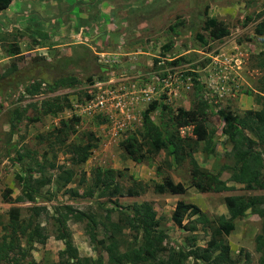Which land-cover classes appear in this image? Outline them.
<instances>
[{
    "label": "rangeland",
    "instance_id": "1",
    "mask_svg": "<svg viewBox=\"0 0 264 264\" xmlns=\"http://www.w3.org/2000/svg\"><path fill=\"white\" fill-rule=\"evenodd\" d=\"M85 1L13 0L10 8L0 14V79L10 75L14 70H18V72L14 71L15 76L13 79L16 80V83L20 81L17 78L30 73L33 76L38 74L39 80L51 81V79L59 77L62 74V71L57 68L59 60L72 56L74 48L78 46L89 44L84 45L89 49L91 45L93 46L91 43L95 41V36L102 33L106 34L107 29L103 24L98 27L97 32H94L97 30L95 26L99 22L96 15L98 16V10L101 11L103 5L104 9L111 13L117 12L118 14V11L123 9L124 11L121 10V12L127 18L125 19L126 22L129 23L130 27L135 25L133 28L136 29L135 33L133 32L135 40L130 44L131 46L129 45L130 48L126 50L127 52L113 44L109 45L108 48L105 47L104 51L127 54H133V51L138 52L134 54V57L128 58L127 66L123 72L136 69L139 74L135 77L138 78L136 81L140 86L137 88H153L155 90V101H158V104L163 101L164 104L169 105V109L176 110L182 107L190 110L197 99V90L192 87L190 79L175 82L173 88L169 91L156 88L160 74L172 67L164 64L166 61L161 57L163 53L162 46L164 47L169 43L174 45L178 54L185 56L186 61L179 62V69L177 70L189 75L201 73L202 63L206 62L205 60L209 55L212 56L215 53L217 55H214V57L220 55L221 59L227 60L228 65L233 60V66H229L223 75L217 76L216 73H213L215 79L211 81V84L214 88H217L218 83L230 85L231 80L242 77L245 79L243 88L256 89V86L264 78V70L257 63L260 61L258 58L259 53L264 50V40L256 34V25L261 20L257 19V21L255 18L257 14L264 12V0H173V4L165 8V11L152 17H149L147 13H140L142 9H139V7L147 0H88L89 2H86L85 6L83 5L84 7H80L81 5L76 3ZM73 5L76 6V10L78 7L79 16H82L80 12L83 14L90 12L94 16H88L87 20L80 19L78 24L73 26V22H77L76 14L70 16L75 10ZM90 5L94 10L86 9ZM135 6H137V9ZM202 15L204 17H215L225 22L231 32L230 36L223 41H212L208 38V42L213 46V49L209 51V46L202 47L198 43L195 38L197 31L192 30L190 27L195 25L194 22H198ZM251 17L253 19L248 21V18ZM262 19H264V16ZM88 22L90 23L89 33L87 31L80 32L83 27L87 26ZM114 25L118 26L120 23L116 22ZM110 31L112 33L117 32L115 30ZM204 34L207 38L208 35ZM127 40L128 43L131 42L128 36ZM122 44L124 46L125 43L122 41ZM110 46L113 48H109ZM12 51H14L13 54H11ZM90 52L92 51L90 50ZM87 53L90 55L89 51ZM78 57H80L77 59L79 62H82V59L86 57L82 49L78 51ZM73 59H76V55L73 56ZM87 64L86 61L82 63L83 67L81 68L84 69L70 66L67 72L74 73L79 79L83 80L88 75L85 72L87 71L85 68L88 67ZM239 67L242 70H239ZM95 69L92 70L90 75H100L99 68L95 67ZM142 75L147 77V84L143 80H139ZM202 75L204 77L205 73L202 72ZM136 81L132 83L130 80L128 85L131 83V85H137ZM32 83L33 81L29 79L22 85L19 83V87L15 89L7 86L3 94L0 93V216L4 217L5 221L8 220L7 213L11 208V204L5 203L3 200L5 190L7 187L13 189V199L16 200L21 195L22 189L19 183L17 184L15 181L16 175L21 171L22 166L19 163H12L18 156L16 151L22 150L25 153L27 150H37L42 155L45 152L43 148L46 146L45 144L38 145V137L52 132L60 126L61 121L71 119L76 114L83 119V126L78 128L80 138L78 137L79 139L75 141L76 145L82 146L86 141L83 135L92 132L99 139L98 147L93 149L89 160L81 165L76 163V156L73 153L64 152L66 147L58 149L56 160H54L53 155L49 156L50 161H56L58 165L63 166L62 168L72 170L75 174V181L62 190H59L56 183H53L44 189L45 199L41 198L36 203L37 206L47 207L49 215L44 214L41 217V224L42 227H46L48 230H53L52 216L60 206L73 205L79 211L97 212L100 205L110 204L108 199L96 198L97 196L90 200L89 197H85V189L78 186L79 181L85 178L87 179V187H89L97 169L117 170L120 172L121 181L126 187L132 185L133 179L147 184L149 190L145 194L133 199H120V204L123 206L134 203L151 204L163 222V230L168 234L166 243L174 248L185 249V253L191 250L192 247H206L208 241L218 229L219 219L223 216L227 219L230 218L224 202L226 197H247L253 194H262L250 192L243 185L230 182L231 173L228 171L223 173L222 180L228 181L230 186H235V191L201 194L193 187V166L190 160L187 159L182 164L173 163L167 151H162L154 162L139 164L130 159L125 150L121 148V143L126 140V137L136 133L143 127V115L149 109V106L148 103L144 102L143 104L142 100L137 101L140 102V105L131 100L126 105L122 104L119 108H116V105L113 104L102 108L94 105L93 109L74 106L76 108H74V111L66 110L56 117H42L40 109L37 111L29 105L40 104L47 98L73 93V90H60L54 94H45V91H43L42 94L36 97L24 95L26 87ZM141 83L145 87H142ZM231 91L232 87H229L227 93L230 95L225 94L222 99L214 98V101L220 104L221 111L231 110L244 114L247 110L258 109L255 95L249 97L244 93L234 98ZM235 93L237 92L235 91ZM219 94H222L221 91ZM162 96L167 97L164 99ZM17 108H20L24 115L21 116V123H16L15 129H12L10 121L13 111ZM99 113L110 117L111 121L102 125L100 121L95 119V116ZM167 116L168 114L161 116L160 113H156L153 115V120L161 126H166L169 132H175L178 128L172 126V122ZM212 117L211 114L213 124L219 130L218 140L223 142L224 138L220 135L223 124L221 116L217 114ZM186 133L188 131L183 130L182 136L193 137L190 129L189 134ZM75 139L73 137V140ZM8 141L11 142L10 146L6 144ZM13 144L16 150L13 149ZM211 147L212 145H208V151L197 153L195 158L201 167L210 170L212 174H217L220 170V163H223L224 160L221 157H210L209 150ZM217 150L219 153H225L227 149L219 145ZM141 158L144 159L143 155ZM168 161H171V164H167ZM41 163H45L43 159ZM163 170L167 174L165 171L162 173ZM59 173V170H57L50 174H53V179H55ZM167 176L171 177L175 184H183L188 188V191L184 195L157 194L154 191L155 184L162 183V179ZM71 189L75 190L80 198L76 199L69 192ZM182 201L195 204L201 210V214L193 217L189 216L184 222V225L195 227L192 232L175 226L172 221L173 212L177 204ZM17 205L22 206L23 204ZM30 206L31 204L28 203L24 205V209ZM102 212L105 214L104 211ZM24 215L26 218L27 212H24ZM202 217L205 220L207 219L208 223L201 222L200 218ZM262 225L263 220L251 211L245 217L236 221L234 232L230 236H225L230 244L234 260L240 261V264H246V260L250 258V264H261L263 254L257 251L256 240L262 233ZM68 227L80 255L96 259L98 255L86 234L85 225L70 221ZM4 234L5 232L0 226V237ZM194 237L197 239L192 240ZM23 247L26 248V242H23ZM64 249L65 244L56 240L54 235H50L47 244H37L35 246L29 261L35 264H58L59 255ZM194 262L190 258L187 264H194Z\"/></svg>",
    "mask_w": 264,
    "mask_h": 264
},
{
    "label": "trees",
    "instance_id": "2",
    "mask_svg": "<svg viewBox=\"0 0 264 264\" xmlns=\"http://www.w3.org/2000/svg\"><path fill=\"white\" fill-rule=\"evenodd\" d=\"M12 2L13 0H0V14L10 8ZM74 7L73 12H77L76 6ZM263 16L264 12H261L255 18L261 20L256 25V34L262 36L264 40ZM252 19V17L248 18V21ZM194 24L190 27L197 31L195 38L202 47L209 46L208 51L213 49L208 38L212 41H223L230 35L229 26L215 17L202 15V18ZM204 33L208 35L207 38ZM172 46V44H167L164 49L169 50ZM81 49L85 52L86 57L82 59V62H79L77 60L80 58L78 51ZM88 51L90 55H88ZM13 53L14 51L11 52V54ZM75 55L76 59H73ZM261 55L259 67L263 70L264 59L262 57L264 58V53ZM84 61L88 63V67H85L87 70L85 72L88 73L85 79L81 80L74 73L67 72L70 66L84 69L81 68ZM89 61H92V58L88 47L78 46L74 48L72 56L59 60L57 68L62 71L59 77L51 79V81L39 80L38 74L33 76L30 73L17 78L20 81L16 83V80L13 79L14 71L18 72V70H14L10 75L0 79V93L3 94L7 86L15 89L19 87V83L22 85L29 79L33 83L27 86L24 92V95L29 97L39 96L43 91L45 94H54L60 90L79 89L92 84L95 79L90 75L94 66L91 63L89 65ZM204 66L205 64H202V67ZM194 77V82L200 85L196 78L199 76L194 75ZM260 84V93H264V78ZM196 92L197 99L190 110L182 107L174 110L169 109L165 104H151L143 115L141 130L126 137V140L121 143V148L125 150L130 159L139 164L154 162L162 151L168 152L173 163L182 164L189 159L193 166V187L202 194L235 191V186H230L228 181L222 180L225 171L231 172L230 182L241 184L250 192L262 193L247 197H226L224 202L230 218L227 219L223 216L219 219L218 229L206 247H192L187 253L184 251L176 253L170 244H165L168 234L163 230V222L151 204L134 203L123 206L119 202L120 199H133L145 194L149 190V186L133 179L132 185L126 187L121 181L120 172L112 169H97L89 187H87L85 178L79 181L78 185L85 189V197H89L90 200L97 196L96 198L108 199L110 204L100 205L97 212L79 211L73 205L60 206L52 216L53 230L42 227L41 217L44 214L49 215V212L47 207L37 206L36 203L41 198L45 199L44 189L56 183L58 189L62 190L75 181V174L72 170L62 168L63 166L58 165L56 161H50L49 156L53 155L56 160L58 149L66 147L64 152L73 153L76 156V163L81 165L89 160L93 149L98 147L99 139L92 132L83 135L86 141L82 146L76 145L75 141L80 138L78 128L83 126V119L76 114L71 119L61 121L60 126L52 132L38 137V145L45 144L46 146L43 148L45 152L42 155L37 150H27L25 153L22 150L16 151L18 156L12 163H19L22 166L15 178L16 183H19L22 189L21 195L16 200L13 199L14 190L9 187L3 195L4 202L11 204V208L7 213V221L0 216V226L5 232L0 237V263L35 264L29 261L35 246L47 244L50 235H54L56 240L65 244V249L59 255L58 264H187L190 258H193L194 264H240V261L233 259L230 244L225 236H230L235 230L236 221L251 211L263 220L262 233L256 241L257 251L263 254L261 264H264V99L262 96H258L257 101L261 109L239 114V112L231 110L221 111L220 104L217 105L213 98L204 97L202 87ZM75 95L81 103L93 98L87 91L82 90L76 92ZM70 96L71 94H66L47 98L40 104L34 103L29 106L37 111L40 109L42 117H56L66 110H74ZM156 113H160L161 116L168 114L167 117L172 122V126H177L178 130L169 132L166 126L157 124L153 120V115ZM211 114L213 117L217 114L221 116L224 125L221 127L220 135L224 137L223 142L218 140L219 130L213 124ZM22 115L24 113L20 108L13 111L10 121L12 129H15L16 123H21ZM95 119L102 125L111 121L110 117L101 113L95 116ZM189 129L193 137H183L182 131H188L186 133L188 135ZM247 130L252 137L247 134ZM73 137L76 139L73 140ZM71 139L72 141H70ZM6 144L10 146L11 142L8 141ZM208 145H212L209 150L210 157H221L224 160L223 163H220V170L217 174H212L210 170L201 167L195 158L197 153L208 151ZM219 145L227 149L225 153H219L217 150ZM12 147L16 150L14 144ZM142 155L144 159L141 158ZM42 159L45 163H41ZM166 163L171 164V161ZM57 170L60 173L53 179V174L50 173ZM165 173L167 174L166 171ZM154 191L160 195H184L188 188L183 184H175L171 177L167 176L162 179V183L155 184ZM69 192L76 199L80 198L75 190L71 189ZM50 199L48 200L50 201ZM28 203L31 206L26 209L17 205ZM24 212H27L26 218ZM199 214H201L200 208L182 201L177 204L172 221L179 228L192 232L195 227L185 226L183 222L186 217ZM70 221L85 225L86 234L98 255L96 259L80 255L68 227ZM200 221L208 223L204 217L200 218ZM196 239L194 237L192 240ZM23 242H26V248L23 247ZM250 260L248 258L246 264H250Z\"/></svg>",
    "mask_w": 264,
    "mask_h": 264
},
{
    "label": "clouds",
    "instance_id": "3",
    "mask_svg": "<svg viewBox=\"0 0 264 264\" xmlns=\"http://www.w3.org/2000/svg\"><path fill=\"white\" fill-rule=\"evenodd\" d=\"M86 2H89V1L86 0L85 2H76V3H78V5H81L80 7H82L84 4H86ZM171 4H173V0H147L144 2V4H141L139 9H142L140 13H142V14L147 13L149 17H152L153 15L157 16L158 14H160V12L165 11V8H167L168 6H171ZM91 5L89 6V8H86V9L94 10L91 8ZM103 6L101 7V11L98 10V16L96 15L99 22H98L97 26H95V29H97V30H95L94 32H97L98 27H100L103 24L104 27L107 29L106 34L104 35L102 33V34H98V35H102V36H98V35L95 36L94 37V38H96L95 41H93L91 43V44H93V46L91 45L89 47V50L92 51L91 52L92 61H89V62L93 66L95 64L94 70H96L95 67L99 68L100 75H98V76L92 75L95 77L92 84H88L86 86L80 87L79 89L78 88L69 89V90H73V93H69V94H71L70 99H71L73 106H75V107L84 106V107H90L91 109H93L94 105L97 101V98L104 91H108V90L117 91L118 93L121 94V96H124V99H125L124 101H126V102H129L131 100H133L134 102L142 100L141 102L143 104H144V102L148 103L149 108H150L151 104H153V103L158 104V101H155V90L153 88H142V89L137 88L140 86H139V83L136 81V79H138V78H136L135 76L138 75L139 72H137L135 68H134L135 70H127V71L123 72V70L127 66L126 62L128 61V58H130L131 56L134 57V54H137L138 52L133 51L134 52L133 54H130V53L127 54V53H123V52L111 53V52L104 51L105 47L108 48V46L111 44L116 45L117 47H119V49H123L125 51L127 49H129L130 48L129 45L131 43H133V41L135 40V36H134L133 32L135 33L136 29L133 28V27H135V25H132L130 27L129 23L126 22L125 19H127V18L121 12V10H123V9L119 10L118 14H117V12L116 13L107 12ZM135 7L137 9V6H135ZM75 14L77 16V22L76 23L73 22V24H74L73 26L77 25L78 22L80 21V19L84 18V20H87L88 16H90V15L94 16L90 12L87 14H83L80 12V15H82V16H79L78 7H77V12L70 14V16L75 15ZM71 19H73V18H71ZM116 22H119L120 25L115 26L114 24ZM89 25H90V23L88 22L87 26H85V28L83 27V29L80 32L87 31L89 33V29H90ZM85 29H87V30H85ZM110 30H115L117 32L112 33ZM230 34H231V32H230ZM127 36L131 39V42H129V43L127 40ZM122 41L125 43L124 46L122 44ZM127 44H128V47H127ZM169 44H171V43H169ZM84 45H89V44H84ZM99 45H101V46H99ZM141 46H142V44H141ZM165 46L164 47L162 46V48H161V50L163 49V53H162L161 57H162V59H165V61H166L164 64H166L169 67L170 66H172V67L170 69H168L166 72L160 74L159 80H158L159 83H157L156 88L169 91V90H171V88H173L175 82H177L179 80L190 79L189 81L192 84L193 88H195L197 90V89H201V87H202V90L204 92V97L205 98H213V100H214V98L215 99H217V98L222 99L225 94H229V93H227L228 88L232 87L231 92H233L232 94H234V95H232V96L234 98H237L241 94H244V93H246V95L249 97L255 95L256 105H258V109H261V106L258 104V101H257L259 95L262 96L264 99V93H260L261 84L257 85L256 89H254V88H250V89L246 88L245 89V88H243V86L245 84V79L242 77H240V78L237 77L236 79L231 80L230 85L225 84V83H223V84L218 83L216 85L217 88H214L213 85L211 84L212 83L211 81H213L215 79L213 77V73L214 74L216 73L217 76H220V74L223 75V73L225 72L226 69H228L229 66H233V63H234L233 60L228 65L226 63L227 60L221 59L219 57L220 55L215 56V57H214V55H217L216 53L213 54L212 56L209 55L205 60L206 62L202 63V64H205V66L204 67L201 66V70H202V72L205 73V76L203 77L202 72L191 74V75H198L199 76L196 78L199 81L200 85H197L194 82V78H195L194 76H191L185 72H179V70H177V69H179V62H185L186 61L185 56H181L180 54H178V51L176 50V48H174V45L169 50H165L164 49ZM94 47H96L97 49H95ZM109 48H113V47L110 46ZM261 53H264V50L259 53L258 58L260 60H261V57H260ZM144 54H146V53H144ZM262 59H264V58L262 57ZM132 61H133V59H132ZM259 62L260 61H258L257 63L259 64ZM101 68H104V70H101ZM239 70H242V69H240V67H239ZM263 70H264V68H263ZM101 78H104V79H101ZM130 80L132 81V83H134L136 81L137 85H131L132 83L130 85H128V82H130ZM139 80H143L146 84L148 81L147 77H144L143 75L140 77ZM219 80H222V79H219ZM142 87H145L144 84H142ZM80 90L87 91L93 98L90 99L89 101L85 102V103H81L75 95V93L79 92ZM219 90L221 91L222 94H219V92H220ZM235 91L237 93H235ZM212 94H214V95H212ZM162 97L165 99L167 96H162ZM228 97L232 98L230 96H228ZM75 102H76V104H75ZM137 103H138L137 105H140V102H137ZM215 103L217 105L219 104L217 102H215ZM263 103H264V100H263ZM162 104H164L163 101H161L159 105H162ZM165 105L167 107H169L168 104H165ZM258 109L253 108L251 110H258ZM247 111H250V110H247ZM142 124H143V122H142ZM223 125L224 124H222V126ZM247 134L250 137H252V135L250 134L249 131L247 132ZM228 150H230V148H228ZM228 172H230V171H228ZM22 206L24 207V205H22ZM195 206H197V205H195ZM197 207L199 208V206H197ZM174 212H175V210H174ZM186 219H187V217L185 218L184 222L186 221ZM184 222H183V225H184ZM173 224H174V222H173ZM165 244H166V242H165ZM172 248H174V247H172ZM174 249H175L176 253H180L181 251L185 252V249H183V248L180 249V248L176 247ZM191 259H193V258H191Z\"/></svg>",
    "mask_w": 264,
    "mask_h": 264
},
{
    "label": "built area",
    "instance_id": "4",
    "mask_svg": "<svg viewBox=\"0 0 264 264\" xmlns=\"http://www.w3.org/2000/svg\"><path fill=\"white\" fill-rule=\"evenodd\" d=\"M124 96H121L120 93H118L115 90H108L104 91L98 98L95 103V105L99 108H102L107 105H116V108H119L122 106V104L126 105L128 102L124 101Z\"/></svg>",
    "mask_w": 264,
    "mask_h": 264
}]
</instances>
